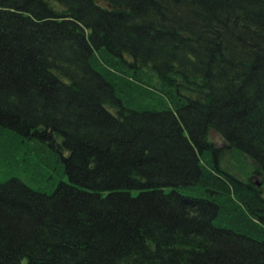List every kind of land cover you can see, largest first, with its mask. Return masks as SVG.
Wrapping results in <instances>:
<instances>
[{"label": "trees", "instance_id": "obj_1", "mask_svg": "<svg viewBox=\"0 0 264 264\" xmlns=\"http://www.w3.org/2000/svg\"><path fill=\"white\" fill-rule=\"evenodd\" d=\"M0 264H264V0H0Z\"/></svg>", "mask_w": 264, "mask_h": 264}, {"label": "rangeland", "instance_id": "obj_2", "mask_svg": "<svg viewBox=\"0 0 264 264\" xmlns=\"http://www.w3.org/2000/svg\"><path fill=\"white\" fill-rule=\"evenodd\" d=\"M223 165L235 174L247 178L249 173L252 171V167L248 164L242 156L227 153L223 160Z\"/></svg>", "mask_w": 264, "mask_h": 264}]
</instances>
